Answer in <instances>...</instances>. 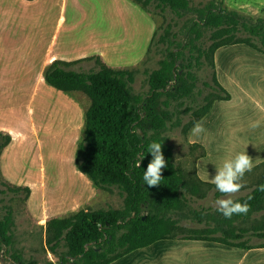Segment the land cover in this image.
<instances>
[{
    "label": "trees",
    "instance_id": "16d2710c",
    "mask_svg": "<svg viewBox=\"0 0 264 264\" xmlns=\"http://www.w3.org/2000/svg\"><path fill=\"white\" fill-rule=\"evenodd\" d=\"M133 1L142 7L155 1L158 7H169L177 15L190 14L192 18L181 30L182 41L165 40L168 46L164 57L147 75L148 92L144 96L133 92L131 70L114 69L98 58H95L96 70L74 71L69 68L73 62L62 60H53L47 66L44 79L50 86L62 92H83L90 101L76 150L78 170L96 188L117 187L124 193L120 209L79 210L45 220L47 246L52 252L64 246L57 264H108L133 250L166 239L216 242L242 249L264 247V241L250 243L252 238L264 240V191L260 190L264 185V160L252 169L257 172L252 189L234 198L250 205L248 213L234 214L228 219L216 208L189 207L188 196L203 198L215 186L199 179L195 167L191 174L176 167L171 147L162 135L173 121L172 104L181 99L194 101L197 78L192 69L200 65L201 57L212 68L211 83H204L210 91L198 107L187 108L194 118L184 125L183 132L191 130L210 111L214 101L230 98L216 78L214 52L224 45L245 44L264 54V17L223 8L217 0H210L203 7H190L189 0ZM204 29L209 30L206 48L197 43ZM163 40L162 35L159 41ZM153 141L161 142L167 167L162 169L160 185L148 187L142 177L152 159L147 146ZM9 142L10 136L0 132V153ZM190 144L200 148L196 158L204 156L202 146ZM141 152L144 159L136 167ZM2 183L7 191L24 192L27 197V187L6 180ZM220 194L214 191L215 196ZM259 212L262 217L249 227L239 225ZM12 226L11 210L0 209V258L7 254L15 264H37L12 252Z\"/></svg>",
    "mask_w": 264,
    "mask_h": 264
},
{
    "label": "crops",
    "instance_id": "0c3cea01",
    "mask_svg": "<svg viewBox=\"0 0 264 264\" xmlns=\"http://www.w3.org/2000/svg\"><path fill=\"white\" fill-rule=\"evenodd\" d=\"M116 1L114 4H102L100 9L105 12L101 11L99 15L109 21V24L114 18L124 24L128 33L124 56L136 57V60H124L122 65L112 67L132 69L144 59L147 52L145 46L139 49L132 40L137 38L140 29H145L146 19L152 27L153 36L154 20L139 3L133 0ZM91 7L96 8L95 5ZM68 8L69 16L66 17L67 0H0V25L9 27L1 28L0 34V62L7 64L2 70L0 68V83L5 86V89H0V96L8 99L7 103L13 106L9 108L10 114L0 116V132L10 136V142L0 153V175L6 181L14 182L16 180L12 179L17 178H13L11 169L13 165L19 164V160L16 157L11 158V149L23 146L24 153L28 155V137H38L33 119L28 117V113L32 116V107L48 106L46 102L50 97L59 99L60 96L62 102L77 100L73 95L76 91L62 92L45 81L44 72L47 66L53 60H62L73 62L69 66L71 70L81 71L80 65L87 59L98 58L111 67L110 60H107V55L110 54L108 52H112L111 40L107 44L104 36H98L96 30L90 29L82 43L73 32L76 12L83 8L78 0H70ZM16 24H28V35L15 34ZM242 45L245 44L224 45L214 52L216 78L229 92L230 98L214 101L210 111L199 120L205 129L203 133L193 135L192 129L188 133L189 143L202 146L205 152L204 156L195 158L194 161L196 175L202 181L210 182L216 168L237 153L245 151L254 165L264 160V54L250 47L251 51L236 49ZM253 50L255 60H252ZM112 55L117 56L115 53ZM17 59L23 60L21 67L12 68L19 66L16 63L10 64ZM11 70L14 73L20 71L21 77L14 78ZM10 74H13L12 80ZM17 105L24 106L23 119L15 115L20 113V109L15 108ZM62 107L61 112H64L65 106ZM256 121H259V126L251 127ZM43 123L40 122L41 129ZM24 170L28 172V167ZM82 174L80 172L76 175L78 183L74 184L71 200L65 204H60L57 199L58 195L55 194L59 192H50L49 201L52 202L53 209L49 214L43 212L36 218L38 221L44 222L51 217L61 218L79 210H86L97 196L99 188ZM26 179L24 176L20 183L23 184ZM108 264H264V247L242 249L216 242L166 239L133 250Z\"/></svg>",
    "mask_w": 264,
    "mask_h": 264
},
{
    "label": "rangeland",
    "instance_id": "374dc122",
    "mask_svg": "<svg viewBox=\"0 0 264 264\" xmlns=\"http://www.w3.org/2000/svg\"><path fill=\"white\" fill-rule=\"evenodd\" d=\"M112 1L78 0V4H80L83 9L80 12H76L73 33L82 41V43H84L83 41L85 37L89 35L88 32L90 33V29L96 30L98 36H104L107 44H109V40H111L112 52H108L110 54L107 55V60H110L111 67L112 65L115 67L122 65L124 60L128 62L134 61L136 60V57L124 56V47L126 46L125 39L128 34L124 29V24L116 18H114V21L112 20V23L109 24V21H105V19L99 15V12H105V10L100 9L101 5H107L109 3L114 4L117 2L116 0ZM209 1L210 0H189V6L203 7ZM69 2L70 0H67L66 17L69 16ZM217 3L226 9H234L254 17H264V0H217ZM91 5H95L96 8L92 9ZM144 9L154 20V36H152V27L148 25L150 23L146 19L145 29L143 31L140 29L137 38L132 40V43L135 42L137 46H139V49L145 46V51L147 50L146 56L138 65L132 69H127L133 72V82L131 84L133 92L141 96L146 95V92H148L147 75L158 67L159 60L164 57L165 49L168 46L165 40L170 39L176 42L182 41L183 35L181 30L192 18V15L190 14L177 15L171 11L169 7H158L156 6L155 1H150L144 6ZM94 21L96 23H94ZM3 27L9 29L7 26L0 25V34L1 28ZM14 28L17 31L14 30L16 32L15 34L28 35V24H16L14 25ZM165 30L167 33H165ZM11 31L13 30L11 29ZM7 33L8 32H5V34ZM162 35L164 40L159 41V37ZM208 36L209 30L204 29L201 39L197 42L202 48L208 46ZM236 49L252 50L245 45L239 46ZM136 51L138 52V48ZM114 53L117 56H111V54ZM253 53L252 60H255L253 57L255 56V51ZM15 63L19 66H12V68H20L23 60L17 59L10 62V64ZM6 65L7 64L4 62H0L1 70ZM80 67L84 71L96 70L97 64L94 59H87L80 65ZM74 68L77 69V67ZM176 68H178V70L180 68V62L178 61ZM192 70L197 78L193 93L194 101L192 102L190 99H181L174 102L171 108L174 114L173 121L171 124H168L167 128L162 133L167 139L168 145L171 147L174 165L189 174L193 172L194 161L200 154V148L191 147V144L188 141V132L190 130L186 134L183 132L184 125L190 119L194 118L191 114V110H187V108L198 107L199 103L202 102L204 95L209 93L210 89L206 87L204 83H211L212 68L208 60L201 57L200 65H195ZM12 73L16 79L21 77L20 71H18V73L12 71ZM13 74H10L11 80ZM6 78L9 77L6 76ZM9 82L11 83V81ZM0 87V89H5V86L2 83H0ZM0 93L2 95V92ZM73 95H75V98L77 99L76 101L72 99V101L62 102V97L60 96L59 99L50 97L46 102L49 104L48 106H33L32 116L28 113V117L33 119V125L36 128L38 137H33L31 139L28 137V155L24 153L23 146L11 149V158L16 157L17 160H19V164L13 165L11 169V172L14 174L13 178L17 177L12 180L16 181H7L11 184L15 183V185L17 184L19 186L27 187V197H25L24 192L14 194L13 192L11 193L7 191L2 185L4 179L0 175V191H4L0 192V209L3 211L4 208H9L13 216V226L11 228L13 234L12 252L20 254L26 260H33L37 264H47L48 262L57 264L59 253L65 250L64 246L60 245L55 252L50 251L46 244L45 221L41 222L36 218L41 216L43 212L49 214L53 209L52 202L49 201L50 192H59L55 195H58L57 199L60 204H65L66 201L71 200V192L78 183V177L76 175L80 172L75 162V156L78 143L83 135L85 109L88 108L90 101L83 92L79 91ZM3 98L4 97L0 96V116L10 114L9 108H13V106H10L9 103H7L9 100ZM14 101L16 102V100ZM62 106H65L64 112H61L63 108ZM15 108L20 109V113H16L15 115L20 119H23V117H25L24 106L17 105ZM42 121L44 122L42 124L43 129L40 127V122ZM45 121H47L46 124ZM29 125L30 124H28V126ZM244 125L245 124H242V126ZM242 138H244V134H242ZM25 167H28V172L24 170ZM24 176H26L27 179L21 184V178ZM256 179L257 172L251 171L245 173L243 177L245 186L235 197L242 196L249 192L255 184ZM214 191H216L215 188L210 189L203 198L188 196L189 207L191 209H200L201 207L211 209L216 208L214 201L223 197L222 194L215 196ZM123 198L124 193L117 187L98 189L97 196L89 203L86 210H107L108 208L120 209L123 206ZM28 210L30 214H28ZM261 217L262 214L259 212L253 214L245 222H240V224H238L249 227L254 221L259 220ZM186 224L190 227L197 226L192 223ZM261 241L264 240L252 238L250 243H258ZM195 252L196 251H194V254ZM0 264L15 263L7 254H4L0 258Z\"/></svg>",
    "mask_w": 264,
    "mask_h": 264
},
{
    "label": "clouds",
    "instance_id": "9594fccd",
    "mask_svg": "<svg viewBox=\"0 0 264 264\" xmlns=\"http://www.w3.org/2000/svg\"><path fill=\"white\" fill-rule=\"evenodd\" d=\"M259 126V121L254 122L251 127ZM205 131L202 122H195L191 133L199 135ZM147 152L152 159L147 164L143 172V181L148 187H156L163 180L162 169L167 167V161L162 152L161 142L153 141L147 146ZM144 159V152H141L135 161V166L140 167L141 161ZM255 165L252 158L245 151L235 154L229 159H225L222 164L216 168L215 175L210 182L215 189L222 194L223 198L216 199L214 204L216 211L220 212L225 218L230 219L234 214H247L250 205L247 202H239L234 199L236 194L245 186L243 177L245 173L251 172ZM260 190L264 191V185L260 186Z\"/></svg>",
    "mask_w": 264,
    "mask_h": 264
}]
</instances>
